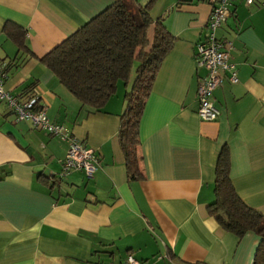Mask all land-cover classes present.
<instances>
[{"label":"crops","instance_id":"crops-1","mask_svg":"<svg viewBox=\"0 0 264 264\" xmlns=\"http://www.w3.org/2000/svg\"><path fill=\"white\" fill-rule=\"evenodd\" d=\"M112 0H0L3 85L37 93L50 119L99 156L94 176L56 175L69 142L18 119L0 100V264H251L259 237L226 231L208 213L214 169L225 145L241 198L264 212V0H233L216 36L236 65L237 81L214 88L220 113L198 114L205 68L197 44L207 34L206 0H153L174 36L154 75L139 121L142 177L131 179L119 138L130 81L103 107L82 104L41 56ZM134 8L149 0H129ZM24 30L25 46L3 29ZM231 42V43H230ZM231 44V47H230Z\"/></svg>","mask_w":264,"mask_h":264},{"label":"trees","instance_id":"trees-1","mask_svg":"<svg viewBox=\"0 0 264 264\" xmlns=\"http://www.w3.org/2000/svg\"><path fill=\"white\" fill-rule=\"evenodd\" d=\"M153 0L133 11L129 0H112L63 40L41 56L82 104L93 109L104 106L115 94L118 81H130L120 115L119 143L131 179L141 178L139 121L146 97L160 62L174 36L162 16L152 17ZM5 32L19 47L25 46L24 30L6 23ZM214 198L207 211L226 230L241 236L253 231L259 237L251 264H264V212L246 203L230 175V156L224 145L214 169Z\"/></svg>","mask_w":264,"mask_h":264},{"label":"built area","instance_id":"built-area-1","mask_svg":"<svg viewBox=\"0 0 264 264\" xmlns=\"http://www.w3.org/2000/svg\"><path fill=\"white\" fill-rule=\"evenodd\" d=\"M210 4L207 20L206 37L197 44L196 62L205 68L197 86L199 101L198 114L202 119L213 120L220 113L219 107L214 103L212 92L214 88L223 83L224 71L228 73L231 82L237 81L235 63L229 59V51L224 42L216 36V30L225 22L233 0H206ZM246 4L255 0H243ZM231 43V42H230ZM231 47V44H230ZM0 100H4L9 111L18 119L30 121L34 128L44 129L50 134L60 136L69 142L67 151L60 159L61 168L55 173L63 176L74 169H82L87 178H92L99 166V156L95 150L83 140L74 135L62 123L53 121L47 114L46 107L39 101L37 93H29L23 98L11 93L3 85V76L0 70ZM118 264H144L133 253H128Z\"/></svg>","mask_w":264,"mask_h":264},{"label":"rangeland","instance_id":"rangeland-1","mask_svg":"<svg viewBox=\"0 0 264 264\" xmlns=\"http://www.w3.org/2000/svg\"><path fill=\"white\" fill-rule=\"evenodd\" d=\"M133 11H134V13H137V11H136L135 8H133ZM132 73H133V70H132ZM118 84H119V87L122 86V80H119L118 81Z\"/></svg>","mask_w":264,"mask_h":264}]
</instances>
